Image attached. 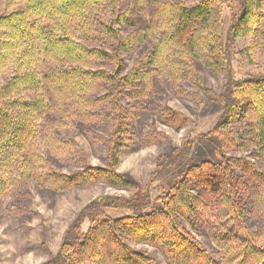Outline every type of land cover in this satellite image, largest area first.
<instances>
[{
	"label": "trees",
	"instance_id": "trees-1",
	"mask_svg": "<svg viewBox=\"0 0 264 264\" xmlns=\"http://www.w3.org/2000/svg\"><path fill=\"white\" fill-rule=\"evenodd\" d=\"M0 1L3 5V12L0 13V72L11 69V74L0 86V195L10 192L17 183L28 178L56 190L85 181H103L113 187L134 188L133 183L115 170L116 154L129 119L120 98L124 94L136 99L134 90L141 87L140 82L147 74L144 71H129L120 75L122 63L118 60L115 72L110 75L84 68L94 58H107L98 48H90L83 41L98 38L97 20L101 10L115 17L114 2ZM169 4L174 9L170 10L172 16L168 27L171 31L167 32L165 40L166 44L175 47L168 56L175 55L176 48L193 55L208 52L211 45L218 48L219 31L212 21L215 18L214 9L223 4L232 9L224 44L215 53V68L226 71L222 88L223 111L215 130L224 139H236L239 133L234 132L233 123L241 118L242 111V118L248 125V146L255 150L260 165V171H256L253 165L244 170L254 183L262 187L255 203L257 209L264 212V73H250L243 79H236L231 65L235 40L261 30V25H264V0H202L191 7L171 1ZM126 20L118 16L110 25L122 24ZM111 26L102 29L105 45L113 41L123 46L132 43L131 36L124 38L126 43L121 38L116 40L119 30ZM166 51L157 49L155 62L164 60ZM51 60L67 66L55 67L50 74H43V67H49ZM45 79L49 85L55 86V94L61 104L67 97L79 103L83 92L86 94L84 101L88 102L86 92L91 95V87L97 79L114 83L116 94L110 100L109 108L116 112V122L108 167L88 166L72 175L59 174L48 167L38 129L39 122L49 109ZM196 139L194 136L186 137L168 163L188 156ZM163 168L158 171V176ZM191 179L199 195L192 192ZM149 187L150 184L142 193L136 192L129 199L98 197L82 206L64 229L48 264H156L145 254L134 251L128 245L130 241L159 247L169 264H264V230L246 234L243 241H236V237L227 230L213 236L216 246L222 251L220 261H215L179 221L180 218L188 220L195 208L202 206L210 195L219 196L227 215L236 222L240 221L239 187L228 176L225 179L224 173H220L217 167L204 162L189 170L161 197V206L147 212L144 209L151 203ZM134 199H138L139 204ZM106 207H126L132 209L133 214L117 219H100ZM85 221L91 225L83 231Z\"/></svg>",
	"mask_w": 264,
	"mask_h": 264
},
{
	"label": "rangeland",
	"instance_id": "rangeland-1",
	"mask_svg": "<svg viewBox=\"0 0 264 264\" xmlns=\"http://www.w3.org/2000/svg\"><path fill=\"white\" fill-rule=\"evenodd\" d=\"M112 1L113 10L117 11L113 12L115 17L101 10L97 20L98 38L83 41L90 48H98L107 58H94L84 68L110 75L115 72L118 60L122 63L120 75L129 71L147 74L137 82L141 87L134 90L136 99L124 94L120 98L129 119L116 154L115 170L135 186L118 188L103 181H85L56 190L40 185L33 178L20 181L10 192L0 195V264H48L67 224L89 201L98 197L129 199L136 192L142 193L150 184L151 203L144 211H151L161 206V197L175 181L204 162L217 167L225 179L228 176L239 187L241 219L236 222L227 215L221 198L214 193L216 196L210 195L202 206H197L188 220L179 219L184 230L215 261H220L222 251L213 236L227 230L236 241H243L246 234L264 230V212L259 211L255 203L262 187L254 183L244 170L253 165L256 171H260V165L255 150L248 146V125L242 118V111L241 118L233 123L234 132L239 133L236 139H224L215 130L223 111L222 88L226 79V71L214 66L215 53L224 44L232 9L226 4L214 9L212 21L219 31L218 48L211 45L208 52L201 51L198 55L185 54L176 48L175 55L168 56L175 47L166 44L165 40L167 32L171 31L168 23L172 5L169 7L168 2L191 7L202 0ZM1 12L3 5L0 1ZM117 15L127 20L111 26ZM106 26L119 30L116 40L121 38L126 43L124 38L131 36L132 43L123 46L113 41L105 45L102 29ZM260 28L235 40L231 65L236 79H243L250 73H264V25ZM157 49L167 50L160 62L154 60ZM65 66L51 60L49 67H43V74ZM10 74V68L0 72V86ZM46 80L43 82L49 109L38 129L48 167L64 175L78 173L88 166L108 167L116 122V112L109 108L110 100L116 94L114 83L97 79L91 87V95L86 92L88 102L85 103L83 97L86 94L83 92L79 103L67 97L61 104L55 86ZM189 136L197 138L190 154L168 163ZM190 183L192 192L199 195L192 179ZM134 200L139 204L138 199ZM132 214V209L126 207H106L100 219H117ZM90 225L85 221L82 230L86 231ZM128 245L156 264H169L155 245L131 241Z\"/></svg>",
	"mask_w": 264,
	"mask_h": 264
}]
</instances>
